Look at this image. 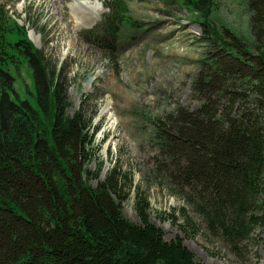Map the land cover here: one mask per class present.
<instances>
[{
    "label": "trees",
    "instance_id": "1",
    "mask_svg": "<svg viewBox=\"0 0 264 264\" xmlns=\"http://www.w3.org/2000/svg\"><path fill=\"white\" fill-rule=\"evenodd\" d=\"M176 1L201 20L217 50L192 82L198 106L153 122L164 160L158 171L208 235L241 258L244 244L264 227V0H244L251 44L211 27L213 0ZM102 6L101 22L81 38L110 60L126 21L125 1ZM6 7L0 0V264H201L180 239H164L140 194V223L123 216L116 169L90 186L97 176L87 169L93 118L82 102L68 114L60 69ZM22 68L32 79L28 96L16 89ZM182 214V230L193 231Z\"/></svg>",
    "mask_w": 264,
    "mask_h": 264
},
{
    "label": "rangeland",
    "instance_id": "2",
    "mask_svg": "<svg viewBox=\"0 0 264 264\" xmlns=\"http://www.w3.org/2000/svg\"><path fill=\"white\" fill-rule=\"evenodd\" d=\"M104 1L79 0L72 5L71 0H1L16 23L28 30L27 38L50 66L60 69L68 114L82 102L86 115L93 118L88 136L94 159L87 169L97 176L90 186L96 187L116 169L125 195L121 211L127 220L140 223L135 211L138 193L146 199L149 220L163 231L164 239H180L199 263L264 264V227L244 244L241 258L236 257L223 242L208 235L201 219L158 171L164 160L153 138V122L178 107L198 106L192 82L217 50L201 20L176 0H124L126 21L120 26L116 54L108 60L81 38L82 32L101 22ZM213 2L211 27L224 37L227 30L251 44L244 0ZM20 72L16 89L28 96L25 86L32 79L26 69ZM108 103V114L100 117ZM182 213L193 222V231L182 230Z\"/></svg>",
    "mask_w": 264,
    "mask_h": 264
},
{
    "label": "bare ground",
    "instance_id": "3",
    "mask_svg": "<svg viewBox=\"0 0 264 264\" xmlns=\"http://www.w3.org/2000/svg\"><path fill=\"white\" fill-rule=\"evenodd\" d=\"M79 0H71V4L72 5H76V3L78 2ZM80 4V3H79ZM70 20V18L68 17L67 18V21H69ZM73 45V43H71V45L70 46H72ZM71 48V47H70ZM98 75H101V73H99ZM92 82V80H90L88 83H87V85H86V87H88L89 86V84ZM109 107H110V103H108L106 106H105V108L100 112V117H104V116H106L107 114H108V112H109Z\"/></svg>",
    "mask_w": 264,
    "mask_h": 264
}]
</instances>
